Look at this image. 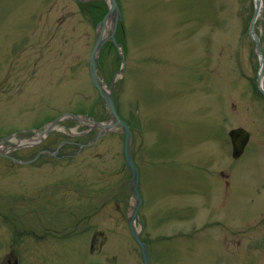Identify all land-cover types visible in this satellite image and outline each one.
<instances>
[{
	"label": "rangeland",
	"instance_id": "374dc122",
	"mask_svg": "<svg viewBox=\"0 0 264 264\" xmlns=\"http://www.w3.org/2000/svg\"><path fill=\"white\" fill-rule=\"evenodd\" d=\"M116 2L125 67L113 98L131 130L150 264H264L253 0ZM107 10L102 0H0V264H143L127 226L124 136L112 129L93 143L99 129L72 117L110 119L89 75ZM254 30L264 60V0ZM120 66L107 42L106 87ZM237 128L250 139L234 160ZM44 150L58 155L34 159Z\"/></svg>",
	"mask_w": 264,
	"mask_h": 264
},
{
	"label": "water",
	"instance_id": "95a60500",
	"mask_svg": "<svg viewBox=\"0 0 264 264\" xmlns=\"http://www.w3.org/2000/svg\"><path fill=\"white\" fill-rule=\"evenodd\" d=\"M72 1L75 3L82 4V3H86L91 0H72ZM102 1H104L107 4L108 10L105 16L103 17V19L97 24V29L95 32V42H94V46L89 56V75H90L92 86L96 89V91L99 94L100 99L103 101L105 108L107 109V112L109 113L110 119L107 122V124L102 125L100 123H96L93 119L83 118L82 120L74 115H72V117L78 120L79 122L91 121L93 123V126L99 129V132L95 140L93 141V143L96 142L107 131L112 130V129H118L123 134L124 136L123 154H124L126 166L129 169L130 174H131L128 180L127 187H128V191L132 198V205L130 207V214L127 219V226H128V230H129V233L133 241L135 242V244L138 246L140 250L142 263L150 264L148 248L141 239L142 227L140 226V229H139L136 226L137 223L140 224L138 212L142 205V201H141L139 191H138L139 173L133 163V159L130 153L131 143H132L131 130L119 117L116 107H115L114 98H113L114 83L116 81V78L123 73V70L125 67L124 57L121 53L120 47L115 38L117 25L121 21V15H120V11H119L116 0H102ZM253 2H254V15L252 17V20L249 26V37L251 41L255 44L258 50V53L260 56V63H261V73H262L264 70V60H263L262 52H261V43H260L258 36L255 33L254 25L258 17L260 16V13L262 12L263 0H253ZM109 21H110V25L107 29V23ZM106 30H107V34H106ZM107 42L111 43V45L114 47V49L116 50L119 56V61L121 63L120 69L118 70L115 77L111 81L109 87H106L103 84L98 74L99 57H100V54L103 50L105 43ZM261 73L257 77V86H258L260 94L264 98V91L261 87V84H262L261 83ZM59 120L60 119H56L45 130L38 131L39 135L43 136L51 132L55 128ZM228 136L230 138L231 146H232V158L238 159L243 154L244 149L249 141V133L242 128H237V129L231 130L228 133ZM91 144L92 143L86 146H89ZM0 156H4L2 152L0 153ZM13 161H15L16 163H20L17 160H13ZM22 163L24 164V162ZM13 264H17V262H14Z\"/></svg>",
	"mask_w": 264,
	"mask_h": 264
},
{
	"label": "flooded vegetation",
	"instance_id": "af4514ba",
	"mask_svg": "<svg viewBox=\"0 0 264 264\" xmlns=\"http://www.w3.org/2000/svg\"><path fill=\"white\" fill-rule=\"evenodd\" d=\"M54 152V151H53ZM41 153V154H40ZM52 154V152L51 151H49V150H44V151H40L39 153H37L36 155H35V158L34 159H38V158H40V157H43V156H52L51 155ZM39 155V156H38ZM55 156V155H54ZM59 156H64V157H66V155L64 154V155H59ZM34 159H32V160H34ZM31 160V161H32Z\"/></svg>",
	"mask_w": 264,
	"mask_h": 264
},
{
	"label": "bare ground",
	"instance_id": "6f19581e",
	"mask_svg": "<svg viewBox=\"0 0 264 264\" xmlns=\"http://www.w3.org/2000/svg\"><path fill=\"white\" fill-rule=\"evenodd\" d=\"M69 1H71V2H73L72 0H69ZM73 3H75V2H73ZM75 4H79V3H75ZM109 25H110V21L107 23V29H108V27H109ZM106 34H107V30H106ZM93 46H94V44H93ZM93 48V47H92ZM92 50V49H91ZM91 53V52H90ZM89 56H90V54H89ZM100 77V76H99ZM91 80V79H90ZM102 81V80H101ZM92 84V83H91ZM95 89V88H94ZM96 90V89H95ZM102 101V100H101ZM103 102V101H102ZM104 104V103H103ZM107 110V109H106ZM96 122V121H95ZM97 123V122H96ZM104 124H107V123H102V125H104ZM90 126V129L92 130V128H94V126H93V123H92V125H89ZM95 129V128H94ZM82 134H84V133H82ZM82 134H80V136H82ZM98 134V133H97ZM41 137L39 136V139H40ZM29 143V142H28ZM31 143V142H30ZM56 156V155H58L57 154V152L56 153H52V156Z\"/></svg>",
	"mask_w": 264,
	"mask_h": 264
}]
</instances>
